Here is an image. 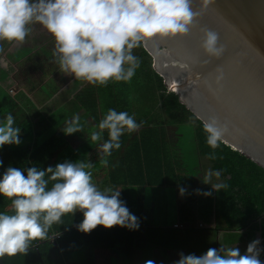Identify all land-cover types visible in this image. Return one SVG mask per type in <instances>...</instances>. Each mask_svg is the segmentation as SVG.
<instances>
[{"label": "clouds", "instance_id": "obj_1", "mask_svg": "<svg viewBox=\"0 0 264 264\" xmlns=\"http://www.w3.org/2000/svg\"><path fill=\"white\" fill-rule=\"evenodd\" d=\"M211 3L200 0L199 10L194 11L192 0H0V42L23 44L32 32L31 26L39 24L54 41L52 57L60 73L97 86L110 81L128 82L141 63L134 49L156 39L187 36ZM201 33L200 47L206 56L221 57L225 48L219 43L218 33L206 28H201ZM3 52L0 44V54ZM141 127L128 112L108 109L90 133L92 142L102 141L96 150L100 162L106 165L113 150L121 149L125 132L133 133ZM227 130L214 117L203 122L206 142L212 149L223 142ZM62 131L65 135L80 133L79 118L69 121ZM20 135L13 115H6L0 122V148L18 146ZM93 167L89 160L65 161L46 169L9 166L0 178V197L10 201V211L0 212V258L26 255L34 242L49 239L53 225L76 212L83 214L77 227L85 234L98 226L138 230V218L120 199L122 190H101L93 182L89 170ZM221 175L219 170L207 171L203 184L211 191L204 196L226 187L222 182L213 183V177L219 181ZM179 191L183 196L186 190L181 187ZM259 244V240L250 242L244 255L236 246L222 245L199 256L180 253L174 264H262L259 257L264 249Z\"/></svg>", "mask_w": 264, "mask_h": 264}, {"label": "crops", "instance_id": "obj_2", "mask_svg": "<svg viewBox=\"0 0 264 264\" xmlns=\"http://www.w3.org/2000/svg\"><path fill=\"white\" fill-rule=\"evenodd\" d=\"M31 27L32 32L23 44L0 42L4 47L0 54V103L6 98L14 102L15 126L24 125L29 129L25 150L32 151L36 145L44 148L51 155L48 167L65 161H87L86 152L98 158L96 150L102 141L92 142L90 133L106 113L96 89L99 86L60 73L52 57V37L39 24ZM75 117L79 118L82 131L65 135L62 129ZM142 130L125 132L121 149L113 150L107 157L108 163L96 165L93 161L94 167L89 169L93 182L101 190L106 187L122 190L120 199L138 218V230L98 226L85 234L77 227L83 214L76 212L73 216L67 215L74 218L73 228L60 233L62 240L53 243L48 252L30 254L37 247L34 245L28 258L3 257L0 264H146L149 260L154 264H174L180 253L199 256L221 245L236 246L244 255L248 244L259 240L258 247L262 249L257 229L251 238L248 229L235 233L220 230L216 236L212 234L217 227L214 195L204 196L208 189L198 184L203 172L192 127H172L164 137L163 133L160 135L179 177L175 185H143L139 172H132L130 168L128 171L127 163L123 166L124 158L140 139ZM26 132L21 129L20 138ZM104 139H107L106 133ZM181 187L186 190L183 196ZM0 199V212H5L3 204L10 201ZM234 236H240L241 240L231 242ZM259 259L264 264V251Z\"/></svg>", "mask_w": 264, "mask_h": 264}, {"label": "trees", "instance_id": "obj_3", "mask_svg": "<svg viewBox=\"0 0 264 264\" xmlns=\"http://www.w3.org/2000/svg\"><path fill=\"white\" fill-rule=\"evenodd\" d=\"M134 55L140 58L141 63L130 81H110L106 86L96 88L106 112L108 109L126 111L142 124V135L126 154L123 166L127 163L128 171L130 168L132 172H139L143 185L150 187L175 185L179 177L173 160L167 156V148L161 144L160 135L163 133L164 137L166 130L172 127H192L203 172L198 184L207 188L208 192L211 191L209 185L203 184V177L209 169L222 172L219 181L213 177V183L226 184L219 192H212L217 219V227L211 231L212 234L216 236L220 230L235 233L248 229L252 233L249 236L251 238L257 229L260 230L264 249V168L223 142L216 149H212L206 142L203 122L196 119L180 103L178 96L168 92L164 79L154 69V58L145 46L134 49ZM4 100L0 103V122H3L8 114L15 116L14 102L7 98ZM15 119L16 117L14 121H17ZM20 128L27 131L20 138L22 141L20 145L5 146L4 150H0V160L3 162L0 165V178L9 166L26 170L33 166L46 169L49 165L51 155L46 154L44 148L36 145L32 151L25 150L24 143L30 138L27 134L29 129L24 128V125ZM92 155L90 152L85 153L87 160L96 161V165H99L100 160ZM211 155H215L216 158L210 159ZM3 205L5 212L10 211V202ZM73 220L71 216L63 217L62 223L55 224L50 229L49 239L32 244V247L34 245L37 247L31 249L30 254L48 252L52 244L62 238L60 233L73 228L75 224ZM53 233L59 234L55 240L50 239ZM72 233L74 231L70 234ZM239 240L240 236H234L231 242ZM14 257L28 258V253L4 258Z\"/></svg>", "mask_w": 264, "mask_h": 264}, {"label": "water", "instance_id": "obj_4", "mask_svg": "<svg viewBox=\"0 0 264 264\" xmlns=\"http://www.w3.org/2000/svg\"><path fill=\"white\" fill-rule=\"evenodd\" d=\"M201 28L218 33L221 57L203 52ZM144 46L168 92L196 119L226 125L223 143L264 168V0H212L187 36Z\"/></svg>", "mask_w": 264, "mask_h": 264}, {"label": "built area", "instance_id": "obj_5", "mask_svg": "<svg viewBox=\"0 0 264 264\" xmlns=\"http://www.w3.org/2000/svg\"><path fill=\"white\" fill-rule=\"evenodd\" d=\"M58 233H53L50 237V239H52V240H55L56 238H58Z\"/></svg>", "mask_w": 264, "mask_h": 264}, {"label": "bare ground", "instance_id": "obj_6", "mask_svg": "<svg viewBox=\"0 0 264 264\" xmlns=\"http://www.w3.org/2000/svg\"><path fill=\"white\" fill-rule=\"evenodd\" d=\"M176 89H177V86L173 85L172 90H176Z\"/></svg>", "mask_w": 264, "mask_h": 264}]
</instances>
